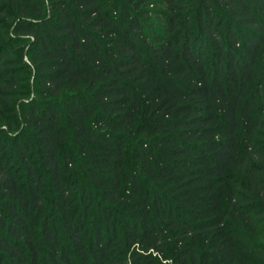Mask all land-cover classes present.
Returning <instances> with one entry per match:
<instances>
[{"label": "trees", "instance_id": "trees-1", "mask_svg": "<svg viewBox=\"0 0 264 264\" xmlns=\"http://www.w3.org/2000/svg\"><path fill=\"white\" fill-rule=\"evenodd\" d=\"M263 56L264 0H0V264H264Z\"/></svg>", "mask_w": 264, "mask_h": 264}, {"label": "rangeland", "instance_id": "rangeland-1", "mask_svg": "<svg viewBox=\"0 0 264 264\" xmlns=\"http://www.w3.org/2000/svg\"><path fill=\"white\" fill-rule=\"evenodd\" d=\"M261 66H262L261 70L264 71V56L262 57V65ZM260 106H261V108L263 110V114H264V99H261ZM248 142H251L252 144H261L262 139L255 137L253 139H250V141H248L244 138L242 131L239 130V150L241 152L242 157H245L247 154V151L249 148Z\"/></svg>", "mask_w": 264, "mask_h": 264}]
</instances>
